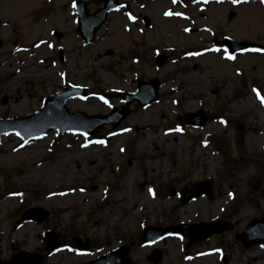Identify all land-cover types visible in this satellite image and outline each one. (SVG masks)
<instances>
[{"label": "rangeland", "instance_id": "rangeland-1", "mask_svg": "<svg viewBox=\"0 0 264 264\" xmlns=\"http://www.w3.org/2000/svg\"><path fill=\"white\" fill-rule=\"evenodd\" d=\"M39 1L9 0L8 8L0 11V49L23 40L22 19L13 17L7 23L5 15L28 10L31 5L27 19L40 23L51 14V2L56 0ZM85 1L89 12L104 4V0ZM74 2L65 0L61 11L69 17L64 28L78 34ZM40 24L39 34L48 32L50 38L40 61L50 68L38 80H27L24 73L15 79L16 73L9 72L11 66H0V117L31 114L41 109L48 96L68 85L88 89L86 97H77L81 107L71 108L70 100L67 102L71 112L105 115L113 106H126L130 114L117 127L107 124L92 135L50 130L27 141L17 133L0 139V260L5 262L20 250H28L42 254L41 264H90L91 259L126 244L132 264H225L224 254L229 256L226 264H264V242L246 249L236 238L253 218L264 215V52L230 54L222 44L224 37L264 44V0H122L89 44L82 36L78 42L66 44L63 28L50 26L48 21ZM209 48L213 57L222 54L229 58L230 65L220 67L221 57L199 60ZM59 49L64 51V60L59 59ZM158 53L168 56L162 67L157 65ZM22 61L14 57L10 62L20 65ZM96 62L102 64L97 66ZM139 78L159 81V99L144 107L137 101L127 105L123 94L137 91ZM10 81L12 95L3 91V85ZM169 83L174 93L165 100L162 87ZM15 84L19 86L13 91ZM16 96L24 100L21 112L12 110ZM96 99H102L103 109L88 111ZM159 102L166 115L149 113L147 121L152 128L131 123L130 117L137 120L148 106L156 107ZM199 109L208 117L205 126L186 125L183 115ZM221 115L228 118L221 121ZM209 123L217 124L216 136L202 132ZM127 127L126 137H119L117 129ZM170 129L176 133L169 135ZM33 141H39L35 152L27 147ZM88 142H93L91 148L79 154L78 145ZM65 143L73 149L60 157ZM115 149L117 153H113ZM50 166L66 173L56 185L45 183ZM32 170L41 175L36 183L26 177ZM205 178L211 181L213 195L196 199L212 201L218 209L213 211V206L201 203L174 216V211L167 209L168 203L183 207L196 200L183 203L182 190ZM15 189L20 194L11 197ZM66 193L78 199L70 208L44 203L47 197ZM93 194H97L95 200L83 199ZM112 196L117 199L109 206L106 201ZM114 206L116 213L112 215ZM30 208L47 210L49 216L41 223L24 220L23 213ZM215 217L230 222L232 230L189 248L185 247L189 238L181 234L153 244L141 239L148 224L164 227ZM239 217H244L241 225L236 223ZM48 230L60 235L61 246L56 251L43 248V234ZM13 237L34 245L28 246L30 249L12 247ZM75 237L83 242L89 239L90 247L79 250ZM109 238L117 242L100 250ZM156 248L163 253L159 262L150 258Z\"/></svg>", "mask_w": 264, "mask_h": 264}, {"label": "water", "instance_id": "water-1", "mask_svg": "<svg viewBox=\"0 0 264 264\" xmlns=\"http://www.w3.org/2000/svg\"><path fill=\"white\" fill-rule=\"evenodd\" d=\"M119 6V0H105L104 8L98 9L94 14L87 13V4L78 1L77 8L79 13V31L83 35L85 41L90 43L96 31L101 27L105 22L108 13ZM225 47L229 52H236L238 50H243L247 48H255L259 50H264V46L252 43V42H237L235 40L226 38L224 39ZM60 58H63V52L60 51ZM166 56L161 55L158 57V65L161 66L165 63ZM158 81L154 80L151 83L141 82L140 89L137 94H125V99L128 103L134 99L144 105L149 102L156 100L158 98ZM143 91L147 90V94L144 95ZM86 90L81 88L69 87L65 90L59 92L53 97L46 100V104L40 112L33 113L32 115L26 117H20L15 119H0V138L5 133L18 132L25 140H28L32 137L41 135L47 132L50 129L56 128L60 132L64 131H80L88 134H92L101 126L113 123V126H118L122 119L128 116L130 113L129 109L119 111L117 108H114L112 113L109 115H93L86 116L84 113L75 112L70 113L66 108V102L73 96L76 95H86ZM55 108V114L48 118H44L48 115L49 111ZM185 120L187 124L199 123L204 125L207 121L205 113L200 110L195 113H187L185 115ZM47 122V124H46ZM209 194L211 195L210 181L206 180L204 182L197 183L192 191L185 192L182 200L187 202L191 198H195L200 194ZM25 216L27 218L36 219L39 222L44 221L48 212L30 210ZM230 226L225 224L223 221L217 220L215 223H200L198 225H178L168 228H154L149 226L148 229H152L144 237L149 242H154L157 239L162 238L165 235L173 234L174 232L181 231L184 233H189L192 242H198L213 233L222 232L226 229H229ZM238 238L243 241L246 247H250L258 242L264 240V218L261 220L254 219L247 227V229L240 235ZM79 242V239L77 240ZM60 245V240L58 237H55L52 233L47 232L44 242V247L46 250L57 249ZM89 243L86 245L80 244V248L88 247ZM128 248H120L119 251L111 252L110 255L104 256L100 259L91 261V264H129L127 258ZM113 257V258H112ZM152 257L155 260H160L162 253L159 250H155L152 253ZM42 256L38 254H32L27 251H22L15 255L13 259L7 264H40ZM228 261V258H225V262ZM1 264V263H0Z\"/></svg>", "mask_w": 264, "mask_h": 264}, {"label": "bare ground", "instance_id": "bare-ground-1", "mask_svg": "<svg viewBox=\"0 0 264 264\" xmlns=\"http://www.w3.org/2000/svg\"><path fill=\"white\" fill-rule=\"evenodd\" d=\"M34 1H39V0H34ZM9 5V0H0V11L4 12L5 9L8 8ZM51 6H52V12L49 16L47 17H43L40 20V23L48 21L50 26L56 27V26H60L61 28H63V30L65 31L66 34H64V38L63 41L66 44H72L75 42H78L79 40V36L78 34L74 33L71 30H67L66 28H64V21L67 19H69V17H66L65 14L62 13L61 9L62 7L66 6L65 0H56L55 2H51ZM32 9L31 5L29 6L28 10L25 9H19V10H12V13H16L15 15H5V21L7 23H11L13 17H19L22 19L21 22V26L24 27V31H23V40L22 42H18V41H14L13 44L7 46V47H3L2 49H0V66H6L9 65L11 66L9 72H15V79H18L21 77V73L26 74L27 76V80L29 79H36L39 76H41L42 74H45L46 71L50 68V66H46L44 65V63L42 61H40V59H43V54L46 52V48L48 47V44L50 42V38H49V34L48 32H46V34H39L40 32V27L41 24L37 21H35L33 24L30 23V21L27 19L29 11ZM3 14V13H2ZM4 15V14H3ZM122 20L124 17H121ZM124 21V20H123ZM119 22H116V24ZM8 40V38H6ZM211 48V47H210ZM205 50L202 54H200L198 56L199 60H208L211 58H218L221 57L222 61L220 62V67H227L228 65H230V61L224 57L222 54L221 56L219 54H216V57H213L211 54L209 53V50ZM17 57V59H22V63L20 65L16 64L13 65L10 61L14 58ZM99 57V56H98ZM97 66H100L102 64V62H96ZM125 67H128L125 65ZM204 67V65L202 66ZM43 71H40L39 69H42ZM46 69V70H45ZM0 75H1V71H0ZM32 77V78H31ZM130 79V78H129ZM38 80V79H36ZM12 82H8L5 83L3 85V91L6 94L12 95L13 93L10 91L11 87L9 86ZM170 85L168 86H164L162 87V95L164 97L165 100H167L169 97H171L174 93V88L171 86L172 84L169 83ZM19 86L18 84H15L13 86V91L14 88ZM104 87V86H103ZM122 87V86H120ZM119 87V89H120ZM116 89V88H113ZM93 100V99H92ZM14 105L12 107V110L14 112H21L23 111L24 108V100L22 97L20 96H16L15 100H14ZM70 103V107L71 108H78L81 107V101L78 98H73L70 99L69 101ZM30 104V103H28ZM182 103L179 102V105H181ZM104 104L102 103V99H96L95 101L92 102V105H89L86 109L88 111L91 110H97L96 112H101V110L103 109ZM163 106L161 105V102L158 103V105L156 107H151L148 106L146 110V113L143 115H140L138 117L137 120H134L132 117L129 118V120L131 121V123H136L137 125L140 126H147L148 128H152L153 124H151L150 122L147 121V115L149 113H159L163 116L166 115V112L164 111V109L162 108ZM228 118L227 115H221L220 116V120L224 121ZM215 119V118H214ZM127 128H120L117 129L120 130V132L123 134L120 136L121 138L126 137L125 134L128 132ZM217 124H208L203 130L202 132L205 135H210V136H216L217 131ZM169 135H172L174 133H176V130L170 129L169 131ZM195 134H198L197 132H194ZM127 135V134H126ZM147 140H151L150 136L149 138H147ZM152 140H155L154 138H152ZM39 141H33L32 143L28 144V149L31 150L32 152H35V149L37 148ZM93 142H88L87 144H79L78 147L76 148L77 151H79V154H81L83 151L87 152L89 148H91V144ZM82 145H84L85 147H82ZM73 148L69 147V145H67V143H65L64 145H62L60 147L58 156H63L65 154H70L71 150ZM118 149V147H117ZM117 149H115L113 151V153H117ZM143 154V153H142ZM162 154H165V152H163ZM152 165V164H151ZM141 166H143V163H141ZM54 169V171H53ZM66 173L62 172L60 170H56L54 166H50L47 168L46 172H45V183H48L50 185H56L57 183H60L61 180L63 178H65ZM26 177L29 179V181L36 183L39 178L41 177V175L39 174V172L37 170H32L30 171ZM123 182H122V186L124 187L126 182H127V177L123 178ZM175 178H173L172 180H174ZM107 180V179H105ZM20 190L19 189H15L14 192H10V195H18ZM160 198L164 197V193H159ZM97 194H93V195H89V196H85L83 197V199H92L95 200ZM11 199V198H9ZM116 197L112 196L108 201H106V203L111 206L112 202L116 201ZM123 200V197H122ZM7 201V200H6ZM78 201V199L76 200V198H73L72 194L70 193H66L64 195L58 196V197H47V199H44V203H51V202H56L59 205H62L60 208H70L71 206H74L76 204V202ZM147 201L142 202L141 207L145 206ZM206 204L209 206H213L211 209L213 211H216L218 209L217 205H215V203H212V201H205L204 199H196L194 201H191L189 204H187L186 206H179L176 203L173 202H169L167 205V209L174 211L175 215L177 213L180 212H190L191 208H194L197 206V204L199 206H201L200 204ZM102 205V204H101ZM138 205V203L136 204V206ZM116 207L114 206L111 208L110 213L112 215H115L116 213ZM210 209V210H211ZM243 218L244 217H239L238 219H236V223L237 224H242L243 222ZM157 221V219H154V222ZM96 222H99V218H96ZM26 224V223H25ZM24 224V225H25ZM115 242H117L116 239H108L105 241V243L102 245V247L100 248V250H107L109 249ZM2 243V239L0 237V244ZM10 244L12 245V247H16L19 245H24L27 246L28 249H30V245H34L33 241H27V240H20L17 237H13L10 240ZM1 253V252H0ZM179 261V260H178Z\"/></svg>", "mask_w": 264, "mask_h": 264}, {"label": "snow or ice", "instance_id": "snow-or-ice-1", "mask_svg": "<svg viewBox=\"0 0 264 264\" xmlns=\"http://www.w3.org/2000/svg\"><path fill=\"white\" fill-rule=\"evenodd\" d=\"M98 142L102 143V141H98Z\"/></svg>", "mask_w": 264, "mask_h": 264}]
</instances>
